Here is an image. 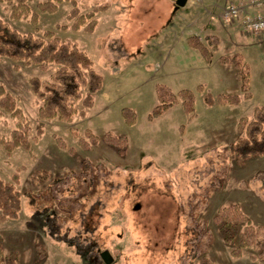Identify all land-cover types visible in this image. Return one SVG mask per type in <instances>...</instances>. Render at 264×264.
<instances>
[{
  "label": "rangeland",
  "instance_id": "1",
  "mask_svg": "<svg viewBox=\"0 0 264 264\" xmlns=\"http://www.w3.org/2000/svg\"><path fill=\"white\" fill-rule=\"evenodd\" d=\"M41 1L33 0L32 10ZM76 1L82 13L104 7L95 13L94 31L71 27L70 0L53 13L40 12L38 24L12 18L0 1V16L13 28L36 36L51 30L76 43L103 76L92 107L74 101L85 115L48 119L40 116L43 101L30 79L48 80L57 67L0 58V84L17 98L33 137L29 151L17 148L11 155L0 143V175L5 181L17 175L22 193L18 218L0 222L5 253L16 264H106L104 250L111 264H199L203 257L215 264H264V155L238 164L230 150L240 118H253L264 105V31L246 32L226 19L229 4L240 0H187L185 6L176 0ZM193 35L205 43L218 37L213 62L189 45ZM235 53L250 64L253 97L208 105L207 92L243 96L235 64L220 62ZM158 84L193 90L194 115L180 99L150 120ZM126 107L137 114L133 125L125 122ZM14 127L5 113L0 135ZM87 132L127 136L129 146L122 154L103 141L84 149L79 138H89ZM231 204L263 227L260 243L244 248L241 257L233 256L234 245L214 221Z\"/></svg>",
  "mask_w": 264,
  "mask_h": 264
},
{
  "label": "trees",
  "instance_id": "2",
  "mask_svg": "<svg viewBox=\"0 0 264 264\" xmlns=\"http://www.w3.org/2000/svg\"><path fill=\"white\" fill-rule=\"evenodd\" d=\"M10 6L11 17L16 20L27 19L33 24H38L39 13H53L58 9V4L68 0H45L37 4V11L32 10L33 0H0ZM73 8L68 16L73 20L72 28L78 30L82 27L86 31H94L98 24L95 13L104 10V7L95 11L82 13L76 0H70ZM205 41L199 36L193 35L188 38L191 47L197 49L207 62H212L213 54L219 48L217 36H208ZM8 58L13 61H23L26 64H37L47 68L53 64L57 69L51 74L50 79L41 80L39 77L30 79L31 89L38 99L42 100L40 116L53 119L60 117L70 122L73 117L80 113L85 115V110H78L74 101L82 100L84 108H90L94 104V95L103 87V76L96 71L94 62L88 53L82 50L76 43L64 41L56 36L51 30H47L42 36L32 33H22L13 28L0 16V58ZM221 63L233 62L237 68L236 76L241 81L243 96L239 94L220 93L213 95L205 93L204 100L208 105L215 103L239 104L242 98L250 99L253 94L250 91L251 67L242 53H235L232 57L221 56ZM86 89L83 94V89ZM158 103L149 113V119H155L163 115L167 110L182 100L184 111L193 116L196 112V95L189 88L180 89L178 92L172 90L165 84H158ZM198 89L203 91L204 86L199 85ZM8 113L15 122V127L9 136L0 135V143L8 155H11L17 148L30 150L32 147V134L30 122L23 110L18 105L17 98L7 91L4 85L0 84V119ZM125 122L128 125L135 124L137 114L132 108L122 109ZM43 125V124H42ZM40 123L38 135L42 134ZM237 130L239 136L231 144L230 150L238 164H244L247 160L264 155V105L254 110L253 118H240ZM89 138H79V144L84 149L103 141L114 147L119 153H124L128 146L127 136L117 135L111 132L105 133L102 137L92 132H87ZM90 139V142L88 141ZM62 147L66 143L58 138ZM72 150V149H71ZM73 151V150H72ZM45 175L47 173L45 172ZM37 179V176L34 177ZM18 177L12 181H5L0 175V222L9 219H16L22 208V193L17 189ZM215 223L222 231L226 243L234 245L232 254L234 257H241L243 249L253 247L260 243L263 227L255 226L248 214L238 204H231L219 209L214 216ZM261 257L264 260V250H261ZM13 254L7 255L3 249V237L0 235V264H16ZM199 264H215L209 258L203 257Z\"/></svg>",
  "mask_w": 264,
  "mask_h": 264
},
{
  "label": "built area",
  "instance_id": "3",
  "mask_svg": "<svg viewBox=\"0 0 264 264\" xmlns=\"http://www.w3.org/2000/svg\"><path fill=\"white\" fill-rule=\"evenodd\" d=\"M227 20H237L246 32L264 31V0L231 2L225 10Z\"/></svg>",
  "mask_w": 264,
  "mask_h": 264
},
{
  "label": "water",
  "instance_id": "4",
  "mask_svg": "<svg viewBox=\"0 0 264 264\" xmlns=\"http://www.w3.org/2000/svg\"><path fill=\"white\" fill-rule=\"evenodd\" d=\"M186 2L187 0H176L177 5L179 6H185ZM101 257L106 264H111L113 261V257L109 250H104L103 252H101Z\"/></svg>",
  "mask_w": 264,
  "mask_h": 264
},
{
  "label": "crops",
  "instance_id": "5",
  "mask_svg": "<svg viewBox=\"0 0 264 264\" xmlns=\"http://www.w3.org/2000/svg\"><path fill=\"white\" fill-rule=\"evenodd\" d=\"M213 60H214V55H213V59H212V62H213Z\"/></svg>",
  "mask_w": 264,
  "mask_h": 264
}]
</instances>
